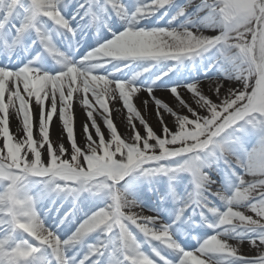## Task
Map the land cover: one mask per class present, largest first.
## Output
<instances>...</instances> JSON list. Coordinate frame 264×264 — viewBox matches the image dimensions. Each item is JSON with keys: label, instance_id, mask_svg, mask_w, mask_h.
<instances>
[{"label": "snow or ice", "instance_id": "1", "mask_svg": "<svg viewBox=\"0 0 264 264\" xmlns=\"http://www.w3.org/2000/svg\"><path fill=\"white\" fill-rule=\"evenodd\" d=\"M0 264H264V0H0Z\"/></svg>", "mask_w": 264, "mask_h": 264}, {"label": "bare ground", "instance_id": "2", "mask_svg": "<svg viewBox=\"0 0 264 264\" xmlns=\"http://www.w3.org/2000/svg\"><path fill=\"white\" fill-rule=\"evenodd\" d=\"M196 2H199V0H196ZM205 34H208V35H213V34H216L214 31L212 30H206L205 31ZM205 87H207V85L205 84ZM155 94L159 97H162V98H165V99H168L169 98V94L168 92L164 91V90H161V89H157ZM146 93H141L140 96L142 98H146ZM118 107H121V110L119 112H113L112 113V116H113V119H114V122L116 123L118 129L120 130L121 133H124L125 132V127H124V123L127 119V111L124 110L122 108V106H119L117 105ZM137 106L138 107H141L139 101H137ZM111 107V106H110ZM11 112V110H10ZM74 112H75V136H76V139H77V142L81 145H85V140H84V133H83V128H82V125H83V122L85 120V116H84V110L81 108L80 105H75V108H74ZM37 117V122L35 121ZM154 119L155 117L153 116V122H154ZM38 120H39V110L38 109H35V116H34V129H33V135H34V138L35 139H39L40 138V134H39V126L37 125L38 123ZM97 122L100 123L101 125L103 124L102 120L100 119V117H97ZM138 124V122H137ZM139 126V125H138ZM18 127H22V123H19L18 124V118L16 117L15 114H12L10 116V130L14 133V134H17V135H23V132H19L17 133V128ZM61 131H62V128H61V121L59 120L58 116L54 117V120L51 124V128H50V139L52 141H57L58 137L60 136L61 134ZM93 135H95L93 133ZM107 135V133H106ZM64 143L65 145L67 146V140L65 138L64 140ZM47 203V202H45ZM248 214V213H247ZM231 242V241H230ZM243 253L244 254H249L248 252V245L247 243H245L244 247H243Z\"/></svg>", "mask_w": 264, "mask_h": 264}, {"label": "rangeland", "instance_id": "3", "mask_svg": "<svg viewBox=\"0 0 264 264\" xmlns=\"http://www.w3.org/2000/svg\"><path fill=\"white\" fill-rule=\"evenodd\" d=\"M35 121L37 122V117H36ZM37 125L39 126V120H38ZM146 214H149V213H146ZM248 214H251V213L249 212Z\"/></svg>", "mask_w": 264, "mask_h": 264}]
</instances>
